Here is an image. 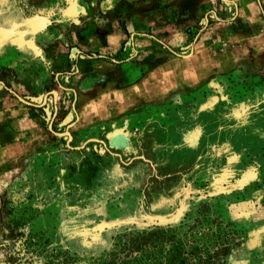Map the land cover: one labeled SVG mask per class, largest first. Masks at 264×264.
<instances>
[{
	"label": "rangeland",
	"instance_id": "374dc122",
	"mask_svg": "<svg viewBox=\"0 0 264 264\" xmlns=\"http://www.w3.org/2000/svg\"><path fill=\"white\" fill-rule=\"evenodd\" d=\"M19 15L57 65L43 90L0 72L8 128L33 126L0 168V264H264V0H0Z\"/></svg>",
	"mask_w": 264,
	"mask_h": 264
},
{
	"label": "crops",
	"instance_id": "0c3cea01",
	"mask_svg": "<svg viewBox=\"0 0 264 264\" xmlns=\"http://www.w3.org/2000/svg\"><path fill=\"white\" fill-rule=\"evenodd\" d=\"M245 3H248V1H245ZM5 17H9V15ZM131 17L134 18L133 13ZM19 19L22 24L21 32H19L20 29L18 25L15 27L14 24L8 20L0 22V31H4L0 36V72H6L11 69L16 74L15 77H12L15 81L27 82L32 84L34 88L43 90L48 81L46 77L47 69L45 67L48 64H50L49 66L51 67L57 65L54 60L55 57H47L44 52V47L42 48V45L37 42L48 35L47 24H45V21L41 18L32 20L30 17L19 15ZM31 24H37L33 33ZM132 24L135 25L131 28V32L127 26L124 32L128 33L129 36L134 35L135 38L136 36L142 37V35H144L142 31L143 27L140 25L142 22L140 23L138 20H132ZM78 59L79 64L85 68L84 76L79 78L81 75L78 74V76H74V78L80 80V88L86 89V87L93 83V80L97 76L91 74L93 73L91 67L94 66L97 60H91L92 58L90 57H79ZM56 76H58V74H56ZM61 89L64 90L63 87H61ZM0 98H2L1 95ZM11 120L14 119L9 118L0 106V168L6 166L10 159L13 161V159L20 156L19 153H12V145H17L16 142L22 138V136L19 135L22 133H29L28 131L33 127L30 126L26 128L24 126H18L17 130L12 132L8 128V123ZM9 135H15V137Z\"/></svg>",
	"mask_w": 264,
	"mask_h": 264
},
{
	"label": "trees",
	"instance_id": "16d2710c",
	"mask_svg": "<svg viewBox=\"0 0 264 264\" xmlns=\"http://www.w3.org/2000/svg\"><path fill=\"white\" fill-rule=\"evenodd\" d=\"M157 239H158V237H136V238H134V239L131 240V244L134 245L136 243L138 244L139 241H143V242H140L143 245L144 243H150V242H154V241L156 242ZM32 244H34V243H32ZM35 246H34V248H41L40 245H38L36 247ZM122 246L125 247L126 245L122 244ZM36 251H39L38 253H40V249H37ZM174 260H175V258H173V256H171L170 259H168L167 264H174ZM66 261H67V259L64 260V261H62L61 263H56V264H65ZM161 263H162V260L158 264H161ZM48 264H55V263H48ZM105 264H113V262L110 261V262L105 263Z\"/></svg>",
	"mask_w": 264,
	"mask_h": 264
},
{
	"label": "water",
	"instance_id": "95a60500",
	"mask_svg": "<svg viewBox=\"0 0 264 264\" xmlns=\"http://www.w3.org/2000/svg\"><path fill=\"white\" fill-rule=\"evenodd\" d=\"M55 94V93H54ZM16 97H18L17 95H16ZM18 99L19 100H21V101H23L20 97H18ZM24 102V101H23ZM55 111H56V107H55Z\"/></svg>",
	"mask_w": 264,
	"mask_h": 264
}]
</instances>
